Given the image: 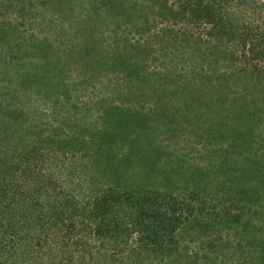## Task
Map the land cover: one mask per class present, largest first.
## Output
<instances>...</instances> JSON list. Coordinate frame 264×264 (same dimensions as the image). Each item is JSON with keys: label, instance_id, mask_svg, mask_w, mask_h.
Returning a JSON list of instances; mask_svg holds the SVG:
<instances>
[{"label": "trees", "instance_id": "obj_1", "mask_svg": "<svg viewBox=\"0 0 264 264\" xmlns=\"http://www.w3.org/2000/svg\"><path fill=\"white\" fill-rule=\"evenodd\" d=\"M145 1L165 28L117 12L112 83L94 18H55L48 35L34 0H0V264H264V0ZM129 3L141 8L113 11ZM163 39L182 49L156 71L146 52ZM183 102L210 116L216 147L199 154L212 159L196 168L204 183L173 190L155 158L165 147L141 146L174 132L148 115Z\"/></svg>", "mask_w": 264, "mask_h": 264}, {"label": "rangeland", "instance_id": "obj_2", "mask_svg": "<svg viewBox=\"0 0 264 264\" xmlns=\"http://www.w3.org/2000/svg\"><path fill=\"white\" fill-rule=\"evenodd\" d=\"M81 1V6L78 5L77 7H75L72 3L68 4L67 2H65V0H34V4L36 5V7L34 8V10H32V13L33 15L35 14L34 16L39 20L41 24L40 30L42 32H45L44 34L48 35H55L54 33H57L54 31L53 20L55 18H61L64 22H67V25L70 21H73V18H78L79 16H81L82 18H94L98 25L103 26L100 29V36L103 37L101 43L103 44V46L111 47L109 50H107L110 54V62L108 63V65H102L103 67H106L108 68V70H110V75L106 76L107 73L103 74V81L105 82L113 83V18H119L117 12H123L124 18L133 17L137 18L139 21H147L148 24L146 25V28L148 26L154 28H161L164 26L165 28V24H162L164 22L163 14L162 17H160L159 12H157L156 10H153V12H151V4H149L145 0H139V5L141 6V8H145V10H142L140 7L137 8V10H134V4L129 3V5L126 7L128 9L127 11H123L124 8H120V6H118L115 11H113L112 0L106 8H99L97 12H95L94 10L92 11L93 7L90 3L91 1L94 2L96 0ZM139 18H143V20ZM105 22H107V24H105ZM75 23L78 22H74V26L77 27V24L75 25ZM109 28L110 34L108 33V36L102 35L106 33ZM61 34L70 35V31L68 30L67 26L66 28H64ZM143 38L144 37L141 36V39ZM166 43V40L163 41V45H161L160 42H156V44L150 46L152 47L151 52H146L148 56L150 54V57L148 60H146L145 64L149 65L150 67H155L156 71H163V69L167 66H175V58L178 55V52L182 49L179 42ZM188 50L192 52V47L189 46ZM91 80L96 81L97 78ZM255 84L264 85V77H259ZM144 104L147 108H152L153 106V104L148 105V103H141L142 106H144ZM175 104H171L170 106L167 105L168 107L166 108V112H163L162 114H159V112L158 114L156 112H151V114L148 115L149 120L153 121L154 119H156L159 122V125H168V128L171 127L174 132L172 134L168 132L167 134H165V132L161 133L160 131H152V133H150V139L148 140V142L145 144V146H143V144L141 146L142 149L148 148V155H152V157H154L153 153L154 151L156 152V146H158V144L162 145L166 150H168L163 151V154L161 155H155V158L160 159L162 160V162H164L162 163V165H160V168L162 170H166L171 175L170 181L166 184H169L173 190L175 188V190H177L178 188H182L184 182L188 181L196 180L201 186L204 181L200 178V174L197 172L196 168H207L208 170L213 168H211L212 159L206 158L207 152L205 153L203 158L199 154L202 151L203 147H205L206 151L212 150L216 147L214 146V142L213 144L212 141L210 142V136L208 135V133L210 132L209 129H213V127H211V125L209 126V123H207L205 127L202 126V123L208 121V117L210 116L206 113L193 111L194 107L192 105V102H183L181 104V111H179L178 107L176 108ZM108 105L109 104H107L106 106ZM91 106L89 105L91 111L89 115H87L88 118H94V114L99 108L97 106V103L95 102H92ZM37 110L38 108H36V111ZM74 112L76 111H72V113ZM45 119L51 121V118L49 116L45 117ZM171 123L173 124L171 125ZM261 126H263L264 128V118L262 117ZM157 127L158 126H155L154 129H156ZM199 128L200 130L203 129V131L206 132L202 138L206 140H199L198 138H196L197 130ZM171 136H174L177 139L174 140L171 138ZM197 136L200 137L201 135L198 134ZM103 140L104 141H101L100 139L98 140L100 142V146H102L101 150L105 151V154L109 157V160L113 162V136H110L107 139L104 138ZM259 147L264 148V134H262L261 136ZM135 148V150L140 149L139 146H136ZM175 149L176 156H173L172 151ZM152 157H149L148 159ZM261 166H264V162L261 163ZM211 177H214L213 174L211 175ZM140 179H142L141 174H139L138 180ZM174 182L178 183L174 184ZM184 239L187 242L191 238L185 237Z\"/></svg>", "mask_w": 264, "mask_h": 264}]
</instances>
